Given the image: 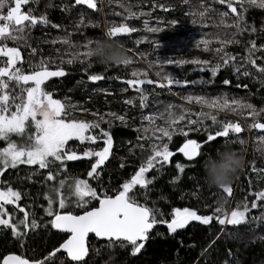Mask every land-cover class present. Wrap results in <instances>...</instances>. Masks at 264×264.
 Segmentation results:
<instances>
[{
  "label": "snow or ice",
  "instance_id": "1",
  "mask_svg": "<svg viewBox=\"0 0 264 264\" xmlns=\"http://www.w3.org/2000/svg\"><path fill=\"white\" fill-rule=\"evenodd\" d=\"M36 2L38 0H0V142L6 145L0 147V231L10 230L12 238L19 241L22 248L29 233H34L41 227L49 232L55 230V234H63L66 238L41 259L8 253L0 255V264H90V259L86 257H90L93 240L106 241L108 249L118 247L126 250L131 257H137L145 249L153 234L161 235L157 230L160 225L166 226L169 236L175 237L179 230L187 229L192 222H198L202 226H210L215 222L220 227L221 234H229L227 233L229 226L239 227L252 221L264 222V212L252 217L251 221L249 219L252 210L264 207V190H250L248 196L252 197L251 206L249 207L246 197L242 205L237 204L231 211L225 206L205 204L203 208L172 207L170 213H165L156 206L155 201L151 205L148 203L147 191L155 179V177L149 178L148 174L161 172L171 163L176 152L181 153L192 167H196V161L200 157H211L203 150L218 139L221 140V145L238 143L243 149L246 144L245 139L241 137L245 132L244 127L239 122L218 119V113L231 112L243 116L247 110V116L253 121L248 126L249 130L264 133V122L258 119L264 115V107L257 109L243 98H229L227 94L209 96L189 93L182 96L187 104L200 106L201 111L198 113L191 112L183 105L179 106L181 110L177 112L175 110L177 105L168 104L164 111L142 116V127L134 129L138 133L136 147L140 150L141 162L138 170L130 179L115 188L110 181L107 185L104 184L102 174L114 149L112 127L117 120L127 127V116L115 112L101 114L96 111L90 112L92 120L78 118L76 116L78 109L81 113L89 110L71 103L67 97L63 100L54 98V93L47 90L46 82L52 78H63L68 74L63 67L65 63L86 64L85 71L92 68L93 57L90 49L97 41L87 40L82 45L84 51L68 52L70 58L67 60L61 58L59 63L51 58H41L36 61L37 49L29 42L31 31L38 26L60 27L52 23L47 14L36 16L33 9L26 8ZM212 3L222 5L227 10L205 8L201 5L202 11L188 12L186 15H198L200 24H197L196 19H193L191 24L200 29L209 27L205 22L210 18L209 13L215 12L219 17L218 22L213 21L211 26L223 29V35L219 32L215 35L201 32L202 38L194 41L195 47L200 48L203 45L205 52L211 50L210 46L213 43L218 44L219 47L214 50L217 62L212 64L207 59L176 60L171 57L166 59L157 57L155 61H149V64L158 69L156 72L158 80L149 79L147 72L131 71L132 78L121 81L128 86L122 91L130 88L137 93L141 109L147 107L150 95L145 85H154L155 88L171 91L173 87L186 88L189 85L205 83L203 78L199 81L182 80L170 71L165 72L166 65L175 67L194 65L195 71L211 73L208 83L215 82L222 68L231 67L234 75L239 74L238 80L241 75L244 78L252 77L258 79L264 87V43L258 45L257 40L251 38L264 33V26L257 29L246 19L250 8L264 9V0H212ZM76 6H86L87 10L94 12L100 10L98 0H74L72 7ZM120 6L127 12L125 20L151 15L150 12H134L130 6L125 7L124 4ZM154 7H159L165 12L173 10L164 4ZM116 15L121 14L118 12ZM178 22V20L167 21L172 29ZM154 23L157 26H150L147 19L144 21L146 32L157 34L167 30L161 27L164 21L159 18ZM84 25L85 18L81 14L76 27L79 29ZM87 26L98 25L89 21ZM137 31L136 27L126 22L118 25L113 23L106 35L116 39L130 36ZM245 34L248 39L238 38H243ZM9 42L15 46H9ZM142 42V39L135 41L137 45ZM50 43H62L69 48L75 46L69 38H57ZM152 43L155 44L156 50L161 48L159 42L152 41ZM231 45L242 46L245 54L238 58L237 55L228 52L227 49ZM25 49H30L27 55L24 54ZM140 55L147 60L148 54L140 53ZM132 63L133 60L129 57L122 64L114 66L127 67ZM104 78L103 73L91 74L87 77L93 83ZM222 83L229 85L231 81L225 79ZM236 87L247 88L248 85L238 83ZM124 103L135 106L133 99L125 100ZM193 115L196 119L191 118ZM206 120H210L211 125L205 124ZM144 121L147 123L143 124ZM141 132L143 134L139 135ZM191 132L205 135V139L198 142L197 139L189 138ZM13 137H18L19 140ZM174 137L185 138L176 152L170 150ZM259 142L264 144V134L259 136ZM132 151L133 149H130V152ZM83 160L90 164V170L86 173L87 179L72 175L68 168V162ZM20 166L34 169L27 177L29 180L46 172L43 179L45 188L43 199L46 201V207L41 206L44 216L39 221L32 205L21 206L26 193L15 188L11 181L3 179L5 173L9 170H19ZM174 166L180 174H184L188 164L176 162ZM120 167L124 168V163H121ZM251 172L256 174L258 180L264 179V169H257L255 162L251 164ZM188 178L191 180L194 176ZM181 179V176L174 177L172 183ZM90 181H94L97 186H93ZM249 186L251 188V179ZM198 191L199 187L192 195L199 198ZM221 191L230 199L234 189L229 185L221 188ZM142 192L143 201L140 198ZM8 206H12V211ZM17 210L18 213L23 214L22 218L17 215ZM167 215H170V219L165 218ZM45 218L50 219L45 220ZM219 238L218 235L216 239ZM179 243L183 248V240ZM189 247L194 248L195 245ZM228 253L231 256L232 250L228 249ZM224 264H227V261Z\"/></svg>",
  "mask_w": 264,
  "mask_h": 264
},
{
  "label": "trees",
  "instance_id": "2",
  "mask_svg": "<svg viewBox=\"0 0 264 264\" xmlns=\"http://www.w3.org/2000/svg\"><path fill=\"white\" fill-rule=\"evenodd\" d=\"M74 0H38L36 3H31L26 8L33 9L36 16L47 14L49 20L60 25L59 28H53L51 25L47 27L38 26L31 31L29 42L33 48L37 49L38 55L35 57L36 61L41 58L60 62V59H69L68 52L84 51L82 45L89 39L93 41H101L108 39L106 32L113 23H128L138 29L136 33L130 36H122L113 41H119L127 50L128 58L133 60V63L127 67L121 66H105L96 62L93 58V67L87 68V65L76 62L74 65H63L65 71L68 73L65 77L60 79H53L47 83V90L54 93V98L64 99L67 97L69 101L78 106L88 109L89 112L81 113L79 109L76 112L78 118L92 120L90 112L98 111L101 114L107 112H115L118 115L127 116L128 126L125 127L118 120L115 121L112 127V135L114 139L113 155L109 161L106 162V168L102 174V181L108 184L109 181L113 188L119 186L125 180L130 179L131 176L138 170L140 166V150L136 147L138 133L134 130L142 127V116L152 113L164 111L168 104H174L178 107L175 109L180 112V107L190 109L193 113H198L201 108L197 104H187L182 99V96L189 93L198 95L221 96L227 94L229 98H243L246 102L252 103L257 109L264 107V87L258 79L252 77L244 78L242 75L237 79V75L233 73V69L228 67L222 68L215 78L214 83H208L211 79V73L205 71L203 73L195 71L196 66L187 64L181 67L165 66V72H172L179 78L187 79L189 81L201 78L205 81L203 85L197 83L196 85H189L186 88L173 87L171 91L167 89L155 88V86L145 87L148 89L150 95L147 100V107L141 109L138 94L132 89L122 91L128 86L121 83L123 80L131 79V71L139 70L148 73V78L158 80L156 67L150 66L149 61H155L157 57L160 58H174L181 59H207L215 64L217 58L215 49L219 47L218 44L213 43L208 52L203 51V45L196 48L194 41L202 38L200 33H211L213 35L219 32L223 35V29L212 27L213 21L218 22L219 17L215 12L209 13V19L205 22L209 27L200 29L191 24L193 19L197 20L200 24L199 16L186 15L188 12L202 11L201 5L205 8L215 7L219 10H227L222 5H213L212 0H98L99 11L87 10L86 6L72 7ZM131 7L134 12H150V16L141 17L139 19L132 18L125 20L127 12L124 7ZM164 4L170 10L168 12L162 11L159 7L154 5ZM67 8V10H62ZM6 12V10H5ZM120 13L117 16L116 13ZM81 14L84 15L85 25L79 29L76 27L80 20ZM164 21L161 25L162 28L167 29L161 33L153 34L146 32L144 28V21L147 19L150 26H157L154 22L157 19ZM246 19L249 24H254L257 29L264 26V9L250 8L246 14ZM178 20L179 22L174 29L167 23V21ZM92 21L97 24V27L87 26L88 22ZM147 39H144V38ZM57 38H69L72 48L62 43L52 44L50 41ZM246 40L249 37L247 34L243 38ZM256 39L258 45L264 43V33L258 36L251 37ZM142 39L143 42L137 45L135 41ZM152 41H157L161 44V48L156 50L155 44ZM95 44V43H94ZM94 44L92 46H94ZM9 46H15L9 42ZM30 49H25L24 54ZM228 52L237 55L238 58L243 56L244 50L242 46L231 45L227 49ZM140 53L148 54L147 60L144 59ZM257 55H260L257 53ZM258 63H262L258 61ZM54 70V67H53ZM254 71V70H253ZM103 73L104 79L95 83L87 79L88 75ZM119 77V79H116ZM229 79L231 84L224 85L222 82ZM248 85L247 88H237V84ZM155 88V91H153ZM110 93V94H109ZM133 99L135 106L125 104L124 101ZM208 111V109H204ZM218 119L232 122L241 123L245 132L241 137L245 139L246 144L243 149L238 143L232 144V147L240 151L246 160V167L239 178L232 184L234 192L232 198H227L221 190L210 189L204 181L203 163L207 156L200 157L197 161L196 167H192L190 162H186L182 154L176 152V149L184 142L183 137H174V142L170 144V150L176 152L169 165L159 172L149 173V178L155 177L153 184L147 191L148 203L156 202V206L161 208L165 213H170L172 207L191 206L194 208H203L205 204L216 205L219 196L226 197V203L223 205L232 210L237 204H243L246 197L248 199L249 207L251 206L252 197L248 196L249 191L264 190V179H257L255 173L251 172V164L255 162L257 169H264V144L259 142V136L264 134L257 130H249V124L253 121L247 116V110L243 116L228 113H218ZM192 119H196L193 115ZM109 119H111L109 117ZM260 122H264V115L258 118ZM147 122L144 121L143 124ZM205 124L211 125L210 120H206ZM107 128L108 125H102ZM213 131L215 129H212ZM143 133H139L142 135ZM189 138L197 139L202 142L205 135L191 132ZM13 139L19 140L18 137ZM0 142V146H3ZM147 147V144H145ZM221 147V140L204 148V152L215 157L217 150ZM130 149H133L130 152ZM186 163V171L180 174L175 169V163ZM124 163L125 167L121 168L120 164ZM69 172L72 175L79 176L80 178L87 179V171L90 170L88 161L68 162ZM28 166H20L19 170H9L5 173L3 179L11 181L12 185L25 192L21 206L32 205L36 212L38 221L44 216L42 205L46 207V201L43 199L45 188L43 187L44 175L32 177L31 180L27 179L30 172ZM181 176L182 179L176 183H172L173 178ZM189 176H194V179H189ZM249 179H251V188L249 186ZM93 186H97L94 181ZM198 197L192 195L197 192ZM144 194H140L143 201ZM183 197V198H182ZM12 211V208H9ZM264 212V207L252 210L249 213V219L254 216H259ZM17 215L22 218L23 214ZM165 218L170 219V215ZM50 218H45V220ZM161 235L153 234L152 238L146 244L142 253L137 257H131L126 250L118 247L108 249L106 241L93 240V248L90 249V264H264V222L252 221L248 224L239 227L229 226L227 233L221 234L220 227L214 222L210 226H202L198 222L192 224L185 230L178 231L175 237L169 236L166 227L163 225L158 226ZM219 235V239L216 237ZM66 238L63 234H55V230L51 232L45 230L43 227L37 229L34 233L30 232L26 237L24 247L20 246V242L13 239L10 230L0 231V255L8 253H16L25 255L31 259H41L49 251L57 247L59 243L63 242ZM183 240L184 247L181 248L179 241ZM215 240V243L212 241ZM194 244V248L189 246ZM211 246L209 247V245ZM205 249H207L205 251ZM228 249L232 250V255L229 256ZM59 255V254H58Z\"/></svg>",
  "mask_w": 264,
  "mask_h": 264
},
{
  "label": "clouds",
  "instance_id": "3",
  "mask_svg": "<svg viewBox=\"0 0 264 264\" xmlns=\"http://www.w3.org/2000/svg\"><path fill=\"white\" fill-rule=\"evenodd\" d=\"M92 57L102 65H118L128 59L127 50L119 41L110 37L97 41L90 49ZM246 167L244 155L234 149L232 144L221 145L215 157H209L203 163L204 181L210 189L232 185L242 174ZM226 203V197L219 196L217 204L221 207Z\"/></svg>",
  "mask_w": 264,
  "mask_h": 264
},
{
  "label": "water",
  "instance_id": "4",
  "mask_svg": "<svg viewBox=\"0 0 264 264\" xmlns=\"http://www.w3.org/2000/svg\"><path fill=\"white\" fill-rule=\"evenodd\" d=\"M52 79H60V78H52ZM51 79V80H52ZM46 83H48V82H46ZM122 83V82H121ZM164 227H166V226H164ZM179 231H181V230H179ZM101 241H103V240H101ZM88 257H86V259H87Z\"/></svg>",
  "mask_w": 264,
  "mask_h": 264
},
{
  "label": "rangeland",
  "instance_id": "5",
  "mask_svg": "<svg viewBox=\"0 0 264 264\" xmlns=\"http://www.w3.org/2000/svg\"><path fill=\"white\" fill-rule=\"evenodd\" d=\"M177 88V87H176ZM3 146H6L5 144H3ZM3 146H0V147H3ZM8 208H12V206H8Z\"/></svg>",
  "mask_w": 264,
  "mask_h": 264
},
{
  "label": "bare ground",
  "instance_id": "6",
  "mask_svg": "<svg viewBox=\"0 0 264 264\" xmlns=\"http://www.w3.org/2000/svg\"><path fill=\"white\" fill-rule=\"evenodd\" d=\"M53 80V79H52ZM51 81V80H50ZM47 84V83H46Z\"/></svg>",
  "mask_w": 264,
  "mask_h": 264
}]
</instances>
